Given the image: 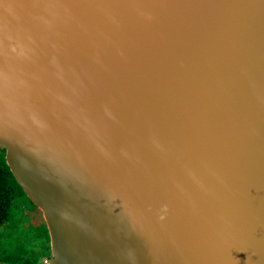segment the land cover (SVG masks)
<instances>
[{
  "label": "water",
  "instance_id": "water-1",
  "mask_svg": "<svg viewBox=\"0 0 264 264\" xmlns=\"http://www.w3.org/2000/svg\"><path fill=\"white\" fill-rule=\"evenodd\" d=\"M0 150L47 264H264V0H0Z\"/></svg>",
  "mask_w": 264,
  "mask_h": 264
},
{
  "label": "rangeland",
  "instance_id": "rangeland-1",
  "mask_svg": "<svg viewBox=\"0 0 264 264\" xmlns=\"http://www.w3.org/2000/svg\"><path fill=\"white\" fill-rule=\"evenodd\" d=\"M45 231L47 228L41 212L26 198L19 196L11 207L8 227L0 229V248L10 249L13 245L10 250L16 249L18 253H23L33 264H47L50 253H45L44 248L48 245L50 250V246L45 239Z\"/></svg>",
  "mask_w": 264,
  "mask_h": 264
},
{
  "label": "trees",
  "instance_id": "trees-1",
  "mask_svg": "<svg viewBox=\"0 0 264 264\" xmlns=\"http://www.w3.org/2000/svg\"><path fill=\"white\" fill-rule=\"evenodd\" d=\"M25 194L18 186L14 177L12 176L9 168L5 163V152L0 150V229L7 228L10 223L11 207L16 198ZM26 200H28L26 198ZM29 201V200H28ZM31 204V202L29 201ZM45 239L47 244L49 238L47 231H45ZM2 241H7L3 239ZM13 248V245L12 247ZM10 248V249H11ZM6 248H0V264H33L29 258H25L23 253H18L16 249L10 250ZM6 250H9L5 252ZM45 253H50L48 245L44 248ZM15 252V253H12ZM19 262V263H18Z\"/></svg>",
  "mask_w": 264,
  "mask_h": 264
}]
</instances>
